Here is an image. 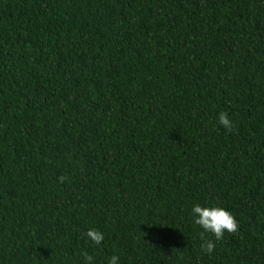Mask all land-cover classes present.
Listing matches in <instances>:
<instances>
[{
  "label": "trees",
  "instance_id": "trees-1",
  "mask_svg": "<svg viewBox=\"0 0 264 264\" xmlns=\"http://www.w3.org/2000/svg\"><path fill=\"white\" fill-rule=\"evenodd\" d=\"M83 253L264 264V0H0V264Z\"/></svg>",
  "mask_w": 264,
  "mask_h": 264
},
{
  "label": "clouds",
  "instance_id": "clouds-1",
  "mask_svg": "<svg viewBox=\"0 0 264 264\" xmlns=\"http://www.w3.org/2000/svg\"><path fill=\"white\" fill-rule=\"evenodd\" d=\"M219 124L231 132L235 128V124L227 112H221L218 115ZM64 177H60L62 182ZM191 214L194 219V223L204 232L211 233L215 241H220L224 238L225 233L235 234L238 231L239 224L233 214L223 207L212 206L202 207L199 204H195L191 208ZM88 239L95 245L99 246L104 240L103 232L97 229H89L86 232ZM203 239V233L201 234ZM201 250L207 254H211L215 250V243L212 240H205L201 244ZM86 264H93V256L88 253H83ZM108 264H119V256L113 255L108 260Z\"/></svg>",
  "mask_w": 264,
  "mask_h": 264
}]
</instances>
